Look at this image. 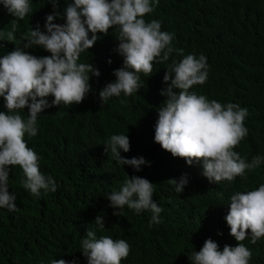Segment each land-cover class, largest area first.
<instances>
[{
	"label": "trees",
	"instance_id": "16d2710c",
	"mask_svg": "<svg viewBox=\"0 0 264 264\" xmlns=\"http://www.w3.org/2000/svg\"><path fill=\"white\" fill-rule=\"evenodd\" d=\"M30 3L32 11L19 21L15 44L3 41L0 56L15 45L22 46L21 34L30 27L38 25L45 30L46 15L53 12L51 3ZM64 7L66 0H60L61 11ZM153 7L145 20L160 21L162 31L174 34V48L183 49L184 56L190 49H202L211 58L209 81L191 90L209 100L222 104L231 101L247 108L244 125L248 135L233 150L249 162L253 156L264 157V0H159ZM12 19L0 4V31L7 32ZM98 35L100 39L94 47L80 57V62L94 64L101 73L90 79L93 91L80 104L45 109L38 116L37 136H25L28 146L41 157V172L55 179L57 191L45 194L41 190L39 197L33 196L21 183L22 168L11 166L9 192L17 197V210L0 207V264H51L53 259H76L77 264H87L78 233L92 223L107 194L115 186L119 190L128 175L154 183L153 200L163 211L161 222L152 227V213L148 210L140 214L127 210L122 216L103 214L105 228L99 233L124 239L130 245L129 256L121 264H189L183 253L199 251L209 238L218 243L220 250L225 245L237 246L225 220L226 205L236 192L252 190L263 183L264 163L246 171L243 178L219 184L194 174L191 183L195 189L175 192L167 180L184 167H160L157 162L164 155L154 135L157 108L166 99L160 92L168 87L163 81L167 64L183 57L174 52L169 61L154 63L149 76L140 73L139 92L128 97L122 93L102 104L99 91L115 79L113 71L123 66V57L115 50V29ZM28 51L38 57L50 55L42 47ZM47 99L51 102L53 97ZM122 99L126 104L120 103ZM4 104L0 97V111H7ZM23 115H28L27 109ZM113 134L130 137V151L121 150L122 157H144L151 166L142 165L136 171L118 163L110 151L106 153L104 145ZM167 172L165 177L157 176ZM242 243L252 251L249 264H264V237L252 244L249 235ZM57 253L61 257L50 256Z\"/></svg>",
	"mask_w": 264,
	"mask_h": 264
},
{
	"label": "clouds",
	"instance_id": "9594fccd",
	"mask_svg": "<svg viewBox=\"0 0 264 264\" xmlns=\"http://www.w3.org/2000/svg\"><path fill=\"white\" fill-rule=\"evenodd\" d=\"M53 12L46 15L44 29L37 25L21 34V45L0 56V97L7 111H0V207L16 211L17 197L9 192L11 166L22 168L23 188L39 197L56 192L52 176L40 170L41 157L30 148L29 139L38 134V116L45 109L82 103L93 91L90 79L101 75L92 63L80 62L81 54L94 47L100 39L115 29L118 42L116 52L123 57V66L115 69V79L99 91L100 100L106 103L111 97L131 96L141 89L140 73L149 76L154 63L169 61L175 52L183 57L167 64L163 81L168 85L160 94L164 102L157 108L154 141L162 147L158 160L161 168L184 167L170 176L167 182L177 193L195 189L193 175L205 176L209 182L233 181L245 177L246 171L258 168L264 157H247L233 149L248 135L244 125L247 108L228 101L222 104L192 91L194 85H205L211 75V58L202 49H183L172 46L174 34L161 30V22L145 20L154 11L153 3L159 0H66L61 11L60 0H49ZM0 4L13 17L7 32L0 31V48L3 41L15 44L19 21L32 11L30 0H0ZM58 20L62 23L56 22ZM42 47L50 55L36 56L28 49ZM112 63L111 60L108 61ZM178 90V91H176ZM53 97L51 102L47 99ZM121 104H126L122 99ZM27 109L28 115H23ZM121 165L136 171L142 165L151 166L144 157L125 158L121 150L130 151L128 134H113L105 143ZM163 149L166 151L163 153ZM169 172L158 177H165ZM169 176V177H170ZM154 183L140 176L126 177L119 190L107 194L102 208L88 227L78 233L82 254L87 264H121L130 253L124 239L101 235L105 228L104 213L122 216L127 210L137 214L152 213L149 227L159 224L163 209L153 200ZM225 217L230 235L237 246L225 245L223 250L211 238L205 240L199 251L186 250L183 255L189 264H249L252 251L242 242L250 235L251 243L264 237V180L257 188L238 191L231 195ZM250 230V233H249ZM222 235V233H220ZM61 253L52 257H61ZM51 264H77L65 259H53Z\"/></svg>",
	"mask_w": 264,
	"mask_h": 264
},
{
	"label": "bare ground",
	"instance_id": "6f19581e",
	"mask_svg": "<svg viewBox=\"0 0 264 264\" xmlns=\"http://www.w3.org/2000/svg\"><path fill=\"white\" fill-rule=\"evenodd\" d=\"M248 89V88H247Z\"/></svg>",
	"mask_w": 264,
	"mask_h": 264
}]
</instances>
